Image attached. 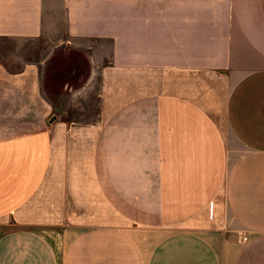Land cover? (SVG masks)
Returning a JSON list of instances; mask_svg holds the SVG:
<instances>
[{
    "label": "crops",
    "instance_id": "0c3cea01",
    "mask_svg": "<svg viewBox=\"0 0 264 264\" xmlns=\"http://www.w3.org/2000/svg\"><path fill=\"white\" fill-rule=\"evenodd\" d=\"M6 38L50 44L0 53V264H264V0H0Z\"/></svg>",
    "mask_w": 264,
    "mask_h": 264
},
{
    "label": "rangeland",
    "instance_id": "374dc122",
    "mask_svg": "<svg viewBox=\"0 0 264 264\" xmlns=\"http://www.w3.org/2000/svg\"><path fill=\"white\" fill-rule=\"evenodd\" d=\"M49 44L50 43H48L44 39L28 42L24 41L18 44L16 40L6 38L0 42V53L3 56L7 57L11 51L16 50V48H20L22 49L20 53L25 55L26 57H40V55L44 52L49 53L48 51H46V47H49ZM68 66L70 67L67 71L70 73V68L75 69V73H71L69 79L71 85L77 86L80 77L84 76L87 71V65L83 56L76 51H69L68 49L65 50L63 48L58 49L54 53L51 61L49 62V65L45 68V85L48 89V92L54 94L59 93L60 89L62 88L63 80L68 77L65 71ZM16 67L17 65L12 66V68ZM78 110L80 111L79 108ZM91 110H93V108L85 107L84 109H81L80 112L82 113L77 115V117L81 119H88L92 117L90 114Z\"/></svg>",
    "mask_w": 264,
    "mask_h": 264
},
{
    "label": "trees",
    "instance_id": "16d2710c",
    "mask_svg": "<svg viewBox=\"0 0 264 264\" xmlns=\"http://www.w3.org/2000/svg\"><path fill=\"white\" fill-rule=\"evenodd\" d=\"M68 65H69V63H68ZM69 67L70 66H68L66 69H65V71H66V73H70V72H68L67 70L69 69ZM71 69V72H73V73H75V69H72V68H70ZM46 86V85H45ZM47 89V88H46ZM48 90V89H47ZM60 92V91H59ZM51 93V92H50ZM52 95H58L59 93H57V94H54V93H51Z\"/></svg>",
    "mask_w": 264,
    "mask_h": 264
}]
</instances>
